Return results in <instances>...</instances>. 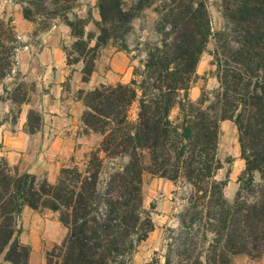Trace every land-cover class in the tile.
<instances>
[{"label": "trees", "instance_id": "obj_1", "mask_svg": "<svg viewBox=\"0 0 264 264\" xmlns=\"http://www.w3.org/2000/svg\"><path fill=\"white\" fill-rule=\"evenodd\" d=\"M11 1L42 29L50 18L37 23L33 12L61 16L72 41L70 53L64 48L67 64H80L82 82L90 80L106 46L137 66L126 84L77 91L83 134L100 137L82 167H63L50 184L28 173L12 174L0 157V264H29L31 247L22 242L18 225L24 207L57 214L66 230L45 264H134L137 248L155 229L143 206L149 167L189 189L177 227L168 230L163 264H231L239 255L264 256V0H221L219 32L212 30L208 0H96L98 20L90 8L85 17L68 19L78 0ZM148 8L157 16L158 39L131 40L133 21ZM11 23L0 20V84L10 66L16 67L20 47L11 54L6 47L7 36L18 43ZM89 23L95 33L86 31ZM211 39L217 87L191 101L188 93ZM10 102L19 109L28 99ZM28 119L33 132L30 121L39 124V114L30 112ZM224 121L237 129L244 162L232 202L224 196L228 180L215 179L222 169L217 154Z\"/></svg>", "mask_w": 264, "mask_h": 264}, {"label": "rangeland", "instance_id": "obj_2", "mask_svg": "<svg viewBox=\"0 0 264 264\" xmlns=\"http://www.w3.org/2000/svg\"><path fill=\"white\" fill-rule=\"evenodd\" d=\"M49 1L50 0H48L47 3ZM208 2L212 30L213 32H219L223 29L224 25L220 7L221 0H208ZM95 4L96 0H78L73 10L67 14L68 19H72V14L85 17L88 8H90L92 18L98 20L99 17L97 10L95 9ZM16 14H19L20 16V21L17 24L16 22L14 23ZM33 17L38 20L37 23L42 17H49L50 22L48 23L47 29H42L41 26L26 21L23 18L21 7L15 5L11 0H0V20L4 23L9 19L12 20L11 26L14 27V33L17 36L16 40L18 43L16 45L13 44V38L11 39L10 36H7L4 39L10 54L12 47L19 45V50H21L24 46H27L32 42L39 33L45 32L44 30L58 31L59 45H61L63 49L66 48L67 53L71 52L69 48L72 42L70 38V30L65 22L62 21L61 16L33 12ZM156 18L157 16L152 8L144 10L140 18L133 21L135 36L131 38V40L139 37L140 41L155 42L158 39V35L154 29ZM23 23H28L32 26V31L30 33L21 34L20 30L18 31V28H22ZM67 31H69V34ZM86 31L95 33L94 25L89 23L86 27ZM213 45L214 40L211 39L206 52L202 55L197 66V78L188 93L191 101L198 100L202 91L211 92L217 87V80L214 75L215 67L211 64L212 58L209 55V52L213 50ZM115 53L116 50L112 46H106L98 52L95 64V67L98 66L99 69H97L98 77L105 78L106 74L111 69L110 61ZM71 57L72 60L76 58L74 55ZM8 61L11 62L12 60L10 59ZM136 66L137 61H131L129 56L126 55V62L122 63V71L119 74L120 80H123V84H126L124 81H127V83L130 81L133 68ZM74 67L81 66L80 64H75ZM10 68L12 69L8 71L9 74L0 84V116L6 110V106L11 104L10 99L15 97V99L19 100L23 98V96L28 99L34 89V85L31 81L22 80V78L15 73L16 67L12 65ZM115 84L113 82L104 83V85ZM99 85H101V83ZM4 89L7 92H5ZM7 101L8 104H6ZM11 106L12 108L8 109L9 118L12 122H15L18 118L20 108L18 109L17 106L12 104ZM136 113L137 105L134 104L130 111V117L134 119ZM30 125L36 128L38 125L37 120H31ZM98 139H100L99 136ZM237 151L239 154L238 135L234 123L231 121L221 122L217 157L222 163V169L216 173L215 179L219 181L224 179L228 180L227 186L224 189V196L229 202H232L234 199L235 192L238 188L237 180L244 170V162L239 157L232 158V155L236 154ZM0 157L2 156L0 155ZM228 159L231 160H229V163ZM83 164L78 166L82 167ZM146 164H148L147 161ZM188 192L189 189L184 183L174 184L166 181L159 177L158 168H148L143 178V206L147 211H151V218L155 229L149 234L147 240L142 242L137 248L136 253L132 257V262L134 264H145L152 260H156L159 264L164 263L166 246L170 242L168 239V230L177 227V220L185 205V197H187ZM18 220V225L22 231L21 240L23 243L28 244L31 247L29 264H45L46 253L59 245L66 234L65 228L58 222L57 214L49 211L36 213L27 209L25 214L21 213ZM32 243H34V245ZM231 264H264V256L260 258H251L239 255L232 260Z\"/></svg>", "mask_w": 264, "mask_h": 264}, {"label": "crops", "instance_id": "obj_3", "mask_svg": "<svg viewBox=\"0 0 264 264\" xmlns=\"http://www.w3.org/2000/svg\"><path fill=\"white\" fill-rule=\"evenodd\" d=\"M19 21L20 16L16 14L14 23ZM19 30L21 34L30 33L32 26L23 23ZM123 62H126V55L116 52L104 79L97 76L96 66L90 80L82 82L81 67L67 64L64 49L59 45L58 31L39 33L19 50L15 70L22 80L31 81L34 89L28 102L20 107L15 122L9 118L8 109L12 106L8 101L0 116V155L11 173H28L55 184L63 167L85 163L99 139L97 135L83 134V106L76 93L90 91L100 83H123L119 76ZM30 112L39 114V124L33 132L29 131ZM236 157L240 158L238 151L232 155ZM27 209L24 207L22 214Z\"/></svg>", "mask_w": 264, "mask_h": 264}]
</instances>
